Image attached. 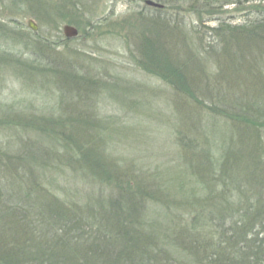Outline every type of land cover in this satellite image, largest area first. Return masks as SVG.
I'll return each mask as SVG.
<instances>
[{
	"label": "trees",
	"instance_id": "1",
	"mask_svg": "<svg viewBox=\"0 0 264 264\" xmlns=\"http://www.w3.org/2000/svg\"><path fill=\"white\" fill-rule=\"evenodd\" d=\"M160 1L169 15L153 13L158 32L144 38L137 62L182 98L178 110L203 107L200 120L189 109L175 149L160 154L168 163L148 170L115 155L122 131L88 108L96 80L79 81L66 60L56 65L63 72L36 68L38 77L63 76L35 85L51 112L5 119L15 132L0 147V264H264V144L252 154L248 142L264 130V0ZM250 1H259L255 16L230 23L225 6ZM188 13L193 32L180 22ZM33 34L42 66L45 38ZM33 67L10 70L30 88ZM251 80L258 85L240 95ZM221 116L240 123V137L219 128Z\"/></svg>",
	"mask_w": 264,
	"mask_h": 264
},
{
	"label": "rangeland",
	"instance_id": "2",
	"mask_svg": "<svg viewBox=\"0 0 264 264\" xmlns=\"http://www.w3.org/2000/svg\"><path fill=\"white\" fill-rule=\"evenodd\" d=\"M152 1L163 6L149 4L148 0H0V147L7 143L8 138L14 137L15 129L9 122L6 124L5 119L16 110L23 112V109L29 108L30 112L33 110L40 113L41 109H47L46 111L51 112L48 107L43 108L44 100L47 99L37 96L35 85L44 89L49 80H52L51 77L61 79L63 74L59 72L63 70L58 67L63 68L60 63L66 60L74 63V74L79 81L83 79L82 75H87L93 84L97 81L98 89L89 91L88 108L103 119L112 118L118 132L122 131L118 142L120 148L116 149L115 155L121 154L129 159V162L134 161L146 168H163L168 163L165 162L167 157L165 154L160 157V154L165 150L175 149L176 125L182 120L199 121L203 107H197V103H194L192 108L188 106L192 111L191 119H184L189 109L180 111L173 104L174 100L181 102L182 98L178 97L171 86L154 77L137 62V57H141L139 46L144 38L153 41V31L158 32L159 25L154 23L157 19H153V13L158 16L169 15L167 9L157 10L165 7L163 2ZM254 3L259 1H250L243 7H238L237 4L227 5L225 9L234 13L231 18L225 17L232 24H244L249 12V16H255L250 8ZM188 14L180 22H183V27L193 32L190 28H193L192 23L193 19L196 20V15ZM30 19L38 25L37 31L29 27ZM218 24L217 20L208 23L211 27ZM66 25L77 27L79 35L74 38L67 37L64 31ZM34 32L40 33L39 35L46 39L43 41L44 46L37 49L36 53L43 57L39 61L42 66L35 61H38L34 58L35 50L29 49L40 42ZM67 38L68 40H65ZM31 60H34L33 64L30 63ZM26 62L35 68L28 79L30 88H27L19 77L12 75L10 70L15 65L28 64ZM47 67L55 68L59 72L55 74L54 71L52 75L50 70L38 77L36 68L46 70ZM18 75L23 77L22 73ZM41 76L46 79L41 80ZM219 79L227 80V76H219ZM221 80L218 81L219 84ZM259 81H262V78ZM222 85L230 84L224 81ZM247 85L243 90H239L240 95L249 96V86H257L258 83L254 84L251 80ZM52 89L53 102L57 98V89ZM194 95L201 99L197 92ZM25 98L32 100L27 102L24 101ZM169 102L173 105H168ZM11 118L12 116L9 120ZM218 122L221 124L219 128L232 130L234 136L240 137L239 129H242V126L234 118L221 116ZM11 123L13 125V121ZM118 139L115 137L113 141L110 140L115 144ZM248 142H251L252 154H258L259 149L263 148L264 130L255 138L250 137ZM155 162L159 164L151 166Z\"/></svg>",
	"mask_w": 264,
	"mask_h": 264
},
{
	"label": "water",
	"instance_id": "3",
	"mask_svg": "<svg viewBox=\"0 0 264 264\" xmlns=\"http://www.w3.org/2000/svg\"><path fill=\"white\" fill-rule=\"evenodd\" d=\"M148 3L152 4V5H156V6H161V7L163 6L162 4H159V3L154 2L152 0H148ZM28 24H29L30 28L37 31L38 25L35 23V21L33 19H30L28 21ZM64 31H65L67 37H69V38L77 37L80 33L79 29L75 26H72V25H66L64 28Z\"/></svg>",
	"mask_w": 264,
	"mask_h": 264
}]
</instances>
